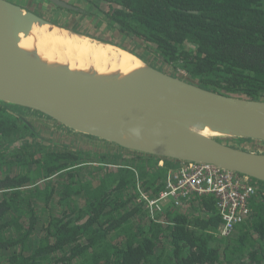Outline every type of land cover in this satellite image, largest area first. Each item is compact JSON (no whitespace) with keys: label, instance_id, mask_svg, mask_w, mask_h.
I'll list each match as a JSON object with an SVG mask.
<instances>
[{"label":"trees","instance_id":"16d2710c","mask_svg":"<svg viewBox=\"0 0 264 264\" xmlns=\"http://www.w3.org/2000/svg\"><path fill=\"white\" fill-rule=\"evenodd\" d=\"M100 1L113 32L190 81L264 97V0ZM27 112L0 103V264H264V183L224 237L213 196L154 215L139 201L182 162L49 143Z\"/></svg>","mask_w":264,"mask_h":264},{"label":"water","instance_id":"95a60500","mask_svg":"<svg viewBox=\"0 0 264 264\" xmlns=\"http://www.w3.org/2000/svg\"><path fill=\"white\" fill-rule=\"evenodd\" d=\"M44 1L81 11L63 0ZM35 26L118 47L0 0L1 104L49 118L114 152L210 164L264 183V153L240 147L264 145L263 99L212 91L136 56L139 64L127 73L48 63L20 45Z\"/></svg>","mask_w":264,"mask_h":264},{"label":"rangeland","instance_id":"374dc122","mask_svg":"<svg viewBox=\"0 0 264 264\" xmlns=\"http://www.w3.org/2000/svg\"><path fill=\"white\" fill-rule=\"evenodd\" d=\"M10 1V0H9ZM18 4H23L24 0H12ZM68 4H71L81 11L69 10L62 7H57L50 2L44 0H36V4H30L28 8L32 9L36 13L44 16L49 21L62 26L70 31L79 32L86 36H94L105 41H112L122 43L128 52L136 56L137 58L160 68L161 70L170 73L174 76L180 77L185 80H189V76L181 70H174L172 67L163 65L154 54H151L145 50L143 45L132 42L131 39L123 40L118 33L113 32L108 26V22L105 19L102 10H108V4L100 0H63ZM95 3L100 5V9H97ZM103 42V41H101ZM123 49V48H122ZM126 50V49H124ZM74 58V57H73ZM82 63L94 64L90 62L89 57H85ZM264 100V97L262 98ZM27 118L34 124L41 137L47 140L49 143L64 144L70 143L71 146H76L85 150L93 151H114L112 147L105 145L99 141H93L85 138L82 135L63 129L58 123L53 120L37 116L35 113L27 112ZM17 145H20L17 143ZM81 146V147H80ZM245 149H252L254 151L262 150L264 152V145L257 142H249L242 146ZM108 148V149H107ZM127 153V152H125Z\"/></svg>","mask_w":264,"mask_h":264},{"label":"built area","instance_id":"2783aa9c","mask_svg":"<svg viewBox=\"0 0 264 264\" xmlns=\"http://www.w3.org/2000/svg\"><path fill=\"white\" fill-rule=\"evenodd\" d=\"M159 166H164V161ZM249 179L214 165L182 162L179 168L168 172L165 188L156 197L139 189V201L154 215L169 202L177 206L196 196H213L223 221L221 234L226 237L251 215L250 202L256 190Z\"/></svg>","mask_w":264,"mask_h":264},{"label":"bare ground","instance_id":"6f19581e","mask_svg":"<svg viewBox=\"0 0 264 264\" xmlns=\"http://www.w3.org/2000/svg\"><path fill=\"white\" fill-rule=\"evenodd\" d=\"M20 45L26 50H34L48 63H69L75 69H85L93 65L100 73L116 70L127 73L139 64V60L127 50L98 44L89 38L71 36L57 29L50 31L47 26H35ZM85 57H89L90 62L94 64H88L87 61L82 63ZM212 137L222 138L216 135ZM257 152L264 153L262 150Z\"/></svg>","mask_w":264,"mask_h":264},{"label":"crops","instance_id":"0c3cea01","mask_svg":"<svg viewBox=\"0 0 264 264\" xmlns=\"http://www.w3.org/2000/svg\"><path fill=\"white\" fill-rule=\"evenodd\" d=\"M10 1H12V0H10ZM24 1L25 2L23 4H19V5H21L22 7L26 8V9H29V10H32V9L28 8L30 4H32V3L36 4V0H24ZM12 2H14V1H12ZM14 3H16V2H14ZM16 4H18V3H16Z\"/></svg>","mask_w":264,"mask_h":264},{"label":"flooded vegetation","instance_id":"af4514ba","mask_svg":"<svg viewBox=\"0 0 264 264\" xmlns=\"http://www.w3.org/2000/svg\"><path fill=\"white\" fill-rule=\"evenodd\" d=\"M250 180V184L255 188L256 190V193H257V190H258V184L259 183H256V181H253L252 179H249ZM216 200V199H215ZM216 205H217V200H216Z\"/></svg>","mask_w":264,"mask_h":264}]
</instances>
